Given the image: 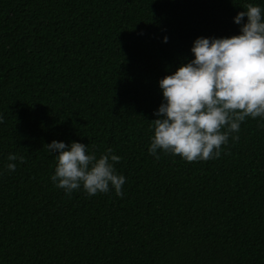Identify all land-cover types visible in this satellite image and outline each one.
<instances>
[{
	"label": "trees",
	"instance_id": "1",
	"mask_svg": "<svg viewBox=\"0 0 264 264\" xmlns=\"http://www.w3.org/2000/svg\"><path fill=\"white\" fill-rule=\"evenodd\" d=\"M248 3L264 9L0 0V264H264V120L246 118L218 158L148 152L158 81L197 37L238 35ZM53 140L112 148L123 195L57 188ZM9 153L24 157L11 172Z\"/></svg>",
	"mask_w": 264,
	"mask_h": 264
},
{
	"label": "clouds",
	"instance_id": "2",
	"mask_svg": "<svg viewBox=\"0 0 264 264\" xmlns=\"http://www.w3.org/2000/svg\"><path fill=\"white\" fill-rule=\"evenodd\" d=\"M233 20L240 26L238 35L197 37L190 48L193 58L158 81L162 102L149 123L148 146L156 159L159 152L188 162L218 158L230 136L239 139L235 134L246 118L264 120V9L248 3ZM167 40L164 36L162 42ZM45 148L56 154L50 179L65 194L83 188L89 196L110 189L123 195L126 177L115 170L121 157L112 148L99 157L76 141L53 140ZM7 160L11 172L14 161L22 163L24 157L9 153Z\"/></svg>",
	"mask_w": 264,
	"mask_h": 264
}]
</instances>
